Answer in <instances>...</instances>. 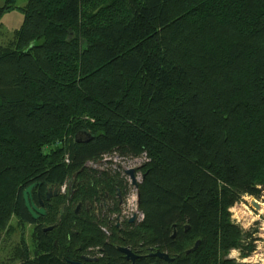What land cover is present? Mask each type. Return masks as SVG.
<instances>
[{
	"label": "trees",
	"instance_id": "1",
	"mask_svg": "<svg viewBox=\"0 0 264 264\" xmlns=\"http://www.w3.org/2000/svg\"><path fill=\"white\" fill-rule=\"evenodd\" d=\"M13 9L20 26L0 44V233L12 219L32 228L13 261L131 264L120 246L132 264H244L226 258L253 251L228 209L264 191V0H5L0 16ZM110 153L147 158L143 218L121 229L84 209L106 193L113 212L126 192L87 166ZM71 181L69 197L28 217L23 189Z\"/></svg>",
	"mask_w": 264,
	"mask_h": 264
},
{
	"label": "rangeland",
	"instance_id": "2",
	"mask_svg": "<svg viewBox=\"0 0 264 264\" xmlns=\"http://www.w3.org/2000/svg\"><path fill=\"white\" fill-rule=\"evenodd\" d=\"M25 1L13 0V4L20 6ZM4 2L5 0H0V6L4 5ZM21 19L22 14L17 9L5 12L0 16V44H4L10 39L12 33L19 28ZM95 169H100V167ZM261 195L259 198L242 196L228 209L231 222L250 234L249 239L253 245V251L241 259L237 250H231L226 258L244 264H264V191ZM251 201L258 205V209L251 205ZM9 224L12 230L0 233V264H17L18 261H13L16 250L23 245V242L27 247L31 245L32 228L29 225L20 228L16 226L14 219Z\"/></svg>",
	"mask_w": 264,
	"mask_h": 264
},
{
	"label": "flooded vegetation",
	"instance_id": "3",
	"mask_svg": "<svg viewBox=\"0 0 264 264\" xmlns=\"http://www.w3.org/2000/svg\"><path fill=\"white\" fill-rule=\"evenodd\" d=\"M72 184H73L72 181L71 182H67V183H65V184H63V185H61L59 187L57 186L56 189L52 185L50 187L45 188L43 190L42 194H40L38 187H35L33 184H31V185H33V187L29 191V194H27V200H28V202L33 203V205L35 207H37V208H41L42 207L43 210L45 211V214H46L47 207L50 204V198L51 197H55L56 195H62L64 193L67 195V197H69L70 196L69 192L71 190ZM22 191H21V199H22ZM123 191H124L123 189L120 190L119 188H116V194H115V199H114L115 202H116L115 203L116 210L113 211V212H110V213L107 212L109 209L113 208V204H112L113 199L112 198L110 199L106 193H105L103 199H101V202H99L98 204H94L92 207L85 206L84 209H85V211L87 213H89L91 211L93 214H95V216H100V217L105 216V217H107V224L110 223V221L112 220V223L114 224V227L121 229L124 226V224H123L124 222H127L128 224L133 222L132 218H131L132 221L129 223L128 222L129 219L128 220H124L122 218V216H121L122 208L124 206V197H125V193H123ZM45 193L49 194V198L48 199H45ZM39 200H40L41 203H39ZM22 201H23V199H22ZM23 206H24V203H23ZM79 209H80V205L77 203L75 205L74 212L79 211ZM25 211H26L28 217L32 221H36L37 222L40 218L45 216V214L43 216L37 215V217L34 219L32 217V215L26 209H25ZM102 229L104 230L105 233L108 234V228L106 229L105 227H103ZM118 247H120V246H116V249ZM89 250L94 255H97V253L94 252L96 250V248L89 249ZM133 254L138 257L137 254H135V253H133ZM83 258L95 259V256L91 257V256H88V255H82V260L84 261Z\"/></svg>",
	"mask_w": 264,
	"mask_h": 264
},
{
	"label": "built area",
	"instance_id": "4",
	"mask_svg": "<svg viewBox=\"0 0 264 264\" xmlns=\"http://www.w3.org/2000/svg\"><path fill=\"white\" fill-rule=\"evenodd\" d=\"M147 161L145 153H141L136 157H121L116 153L102 155L98 163L88 162L87 166L92 168L100 167L101 170H109L117 173L118 177L122 179L125 184L126 192L124 197V206L122 208L121 216L124 220L133 219L137 223L142 220L143 215L137 209V185L141 181V174L139 167ZM133 171V181L136 184L134 187L131 184L130 178L125 174L126 170Z\"/></svg>",
	"mask_w": 264,
	"mask_h": 264
},
{
	"label": "water",
	"instance_id": "5",
	"mask_svg": "<svg viewBox=\"0 0 264 264\" xmlns=\"http://www.w3.org/2000/svg\"><path fill=\"white\" fill-rule=\"evenodd\" d=\"M75 141L76 142H81L82 140L79 138V135L76 134L75 135ZM125 174L130 178L131 180V184L136 187V184L134 183L133 181V171L130 169V170H126L125 171ZM74 178V177H73ZM33 187V185H30L28 187H26L23 191H22V199H23V203H24V207L25 209L32 215V217L35 219L37 217V215L39 216H43L45 214V211L43 210V208H37L33 205V203L31 202H28L27 200V194H29V191L31 190V188ZM53 187L56 189V185H53ZM136 197H137V203H138V192L136 194ZM49 198V194L48 193H45V199H48ZM39 203L40 200H39ZM251 205L255 208V209H258V205L251 201ZM132 221V219H129L128 222L130 223ZM51 226H48L46 228H43L42 230L43 231H48V230H51ZM198 244V241H196L194 243V246L192 247L191 250H193ZM117 250L123 254L124 258L128 261H130L131 263H133V261L137 258L136 255H134L133 253L130 252V250H128L127 248L125 247H118ZM185 253H188V250L185 251ZM149 256H152V257H156L158 259H161L167 263L171 262L172 259L169 258L167 256V254L163 253V252H159V251H154V252H150L148 254ZM84 260L86 261H89V260H93V259H90V258H83ZM72 264H79V263H72Z\"/></svg>",
	"mask_w": 264,
	"mask_h": 264
},
{
	"label": "crops",
	"instance_id": "6",
	"mask_svg": "<svg viewBox=\"0 0 264 264\" xmlns=\"http://www.w3.org/2000/svg\"><path fill=\"white\" fill-rule=\"evenodd\" d=\"M25 2H26V1H25ZM24 4H25V3H24ZM24 4H21L20 6H15V5H14V6H15L16 8H19V7H22Z\"/></svg>",
	"mask_w": 264,
	"mask_h": 264
}]
</instances>
